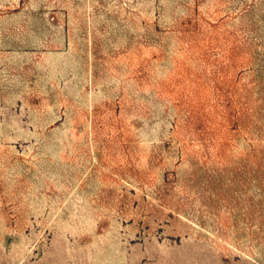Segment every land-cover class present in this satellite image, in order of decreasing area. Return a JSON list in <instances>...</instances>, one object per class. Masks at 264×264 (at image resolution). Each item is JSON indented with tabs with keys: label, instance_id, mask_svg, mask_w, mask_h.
<instances>
[{
	"label": "rangeland",
	"instance_id": "obj_1",
	"mask_svg": "<svg viewBox=\"0 0 264 264\" xmlns=\"http://www.w3.org/2000/svg\"><path fill=\"white\" fill-rule=\"evenodd\" d=\"M0 264H264V0H0Z\"/></svg>",
	"mask_w": 264,
	"mask_h": 264
}]
</instances>
